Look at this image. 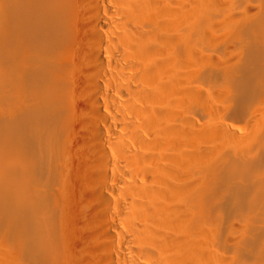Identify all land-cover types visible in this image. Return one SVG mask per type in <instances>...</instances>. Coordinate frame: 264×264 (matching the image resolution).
Masks as SVG:
<instances>
[{
	"label": "bare ground",
	"instance_id": "1",
	"mask_svg": "<svg viewBox=\"0 0 264 264\" xmlns=\"http://www.w3.org/2000/svg\"><path fill=\"white\" fill-rule=\"evenodd\" d=\"M0 264H264V0H0Z\"/></svg>",
	"mask_w": 264,
	"mask_h": 264
}]
</instances>
